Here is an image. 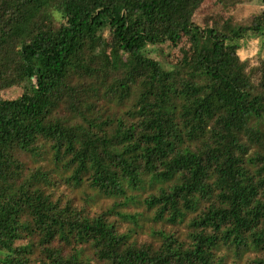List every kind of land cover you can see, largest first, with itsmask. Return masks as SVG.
Instances as JSON below:
<instances>
[{"label":"trees","instance_id":"obj_1","mask_svg":"<svg viewBox=\"0 0 264 264\" xmlns=\"http://www.w3.org/2000/svg\"><path fill=\"white\" fill-rule=\"evenodd\" d=\"M206 1L0 0V264H264V7Z\"/></svg>","mask_w":264,"mask_h":264},{"label":"rangeland","instance_id":"obj_2","mask_svg":"<svg viewBox=\"0 0 264 264\" xmlns=\"http://www.w3.org/2000/svg\"><path fill=\"white\" fill-rule=\"evenodd\" d=\"M215 1L207 0L204 5L207 10L209 9L211 11V17L220 20L227 18L229 13L228 9L221 4L215 7ZM227 2L234 3L230 5V11L234 19L241 22H244L250 13L261 11L264 7V0H227ZM55 15L59 17L57 13ZM147 48L149 55L156 57L160 62L162 61L165 64L183 60L189 57L191 53L190 43L185 36L177 46L164 43L148 46ZM237 53L241 59H247L251 65H256L259 59H264V34L259 36L252 34L246 35L240 40V47ZM25 84H28V82L23 83L21 86L0 91V98H9L18 95Z\"/></svg>","mask_w":264,"mask_h":264}]
</instances>
